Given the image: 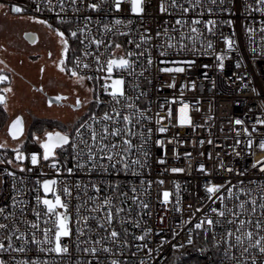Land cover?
Instances as JSON below:
<instances>
[{
  "label": "built area",
  "instance_id": "1",
  "mask_svg": "<svg viewBox=\"0 0 264 264\" xmlns=\"http://www.w3.org/2000/svg\"><path fill=\"white\" fill-rule=\"evenodd\" d=\"M160 2L144 0L145 11L134 14L130 10V0H121L120 11L115 9V0H76L75 5L72 0H64L63 12L59 0H52L51 7L47 0H0L6 9L21 7L23 11L16 12L17 15L38 17L49 24H65L73 31L85 29L78 32V39L83 43H78L72 71H78L79 76L93 77L90 80L95 83L98 102L96 111L86 114L77 125L79 127L85 121L94 125L98 133L95 143L87 125L81 129V137L73 131L71 142L78 147L71 148L67 158L56 150L59 172L51 167L53 158L45 161L41 156L37 165L31 164V152L42 153L37 142H26L22 151L28 158L23 161H17L15 153L0 155V160L12 161L11 164L0 163V208L5 210L0 213V224L7 225L0 228V242L5 245L0 258L5 264H22L25 259L36 258L41 264L45 261L47 264H111L113 259L120 264H141V261L143 264H167L175 251L181 249L172 245H189L187 238L194 240L199 231L208 234L214 244L220 241L216 244L220 250L219 264H237V261L240 264H253V261L264 264V253L255 246V239L264 236V209L260 207L264 204V171L256 165L257 160L264 164V149L259 147L260 141L264 140V124L256 123L258 119H264V40L261 39L264 36V12L257 10L264 5L256 0H216L215 4L212 0H177L175 5L171 0H163L167 11L160 12ZM91 3L99 4L100 8L91 9L88 7ZM184 8H190V11L184 12ZM58 16L63 17V21ZM178 19L181 24L176 23ZM193 19L200 23L193 25ZM116 20L123 23L116 24ZM208 20L215 21V25H207ZM104 25H108V31ZM191 27H197L199 32L192 33ZM209 27H212L211 32L207 30ZM248 28H253L254 32L249 33ZM142 35L151 39L141 41ZM224 37L234 41L232 49L226 47ZM92 38L103 40L107 49L104 45L97 47L90 43ZM169 41L173 45L171 48L167 46ZM180 41L185 45L183 49L178 47ZM208 42L212 43V48H208ZM115 44L121 47L115 48ZM129 51L134 54L127 57L133 61L132 67L126 71L115 70L112 75L124 76L126 96L131 99L121 97L116 103L101 88L108 73L100 65L106 66L110 56H127ZM162 52L165 55H161ZM136 53L144 55L137 56ZM220 53L225 55L222 70L217 67V54ZM96 55H101L99 64ZM148 55L152 57L151 64L147 63ZM76 57L80 58L79 66ZM186 61H194V64L189 67L184 63ZM85 63L89 68L83 67ZM177 66L184 67L185 71H159L161 67ZM181 103L190 105V125L178 123ZM128 104L134 107L128 108ZM113 107L121 116L111 111ZM168 108L172 109L170 118ZM105 111L113 117L111 121L103 120ZM123 115L132 117V122L127 124L131 133L126 132ZM160 116L165 119L157 124ZM236 119L244 123L237 125ZM105 124L110 131L113 127L121 129V135H107L103 139L104 144H115V149L101 150ZM161 126L166 128L165 132L158 131ZM125 139L130 140L131 145H125ZM89 147L96 153L91 161L87 159ZM236 151L241 154L235 155ZM105 153H111L113 159L109 160ZM21 164L24 170H21ZM200 164L205 166L204 170L200 169ZM67 168L73 171L69 173ZM172 168L184 171L172 172ZM229 168L233 171L229 172ZM52 178L59 181L60 195L69 205L72 235L62 238L69 247L66 254L43 252L41 248L53 245H38L32 241L33 232L37 241L42 240L45 228L52 229L49 236L54 238L51 221L44 223V206L36 202L37 195H44L39 182ZM210 184L224 187L209 199L206 186ZM64 187L70 194L63 192ZM229 188L232 189L231 196L227 191ZM164 190L171 193L167 204L162 202ZM217 196L223 199H217ZM105 199L110 202L104 204ZM252 199L257 201L255 206L251 204ZM242 201L245 206L240 209ZM145 203L149 205L147 209L142 208ZM77 207L80 223L77 222ZM253 207L255 211H252ZM33 208L41 212L38 229L30 226V222L36 221ZM117 208L122 211L117 212ZM212 208L224 211L225 216L220 217L211 211ZM109 210L113 215L111 221L107 220ZM233 211L239 215L233 216ZM84 216L89 217L87 225L83 222ZM207 217L214 220V225L208 226L205 222L197 229L196 224ZM240 220L245 224L241 225ZM257 221L260 228L255 227ZM113 229L119 233L115 239L110 236ZM148 229L151 231L147 232ZM229 230L231 237L226 235ZM249 230L253 232L251 247L247 237L243 236ZM21 232L26 235L21 237ZM141 235L145 236L144 240L137 239ZM237 235L242 236V243L236 242ZM229 244L233 246L229 247ZM105 246L111 251L105 252ZM18 247H24L25 252L15 251ZM86 247H96L99 251L86 253L83 251ZM246 248L247 252L244 251ZM148 249L152 251L148 252Z\"/></svg>",
  "mask_w": 264,
  "mask_h": 264
},
{
  "label": "snow or ice",
  "instance_id": "2",
  "mask_svg": "<svg viewBox=\"0 0 264 264\" xmlns=\"http://www.w3.org/2000/svg\"><path fill=\"white\" fill-rule=\"evenodd\" d=\"M177 2V0H171V3L173 5H175ZM47 3L49 5V7H51V4H52V0H47ZM76 3V0H72V4L75 5ZM212 3L215 4L216 3V0H212ZM256 3L258 4H262L264 5V0H256ZM59 5H60V9L61 11L63 12L65 10V5H64V0H59ZM130 10L132 13L134 14H140V13H143L145 11V8H144V0H130ZM4 7L3 4H0V8ZM88 7H90L91 9L93 10H98L100 8V5L97 4V3H91L88 5ZM115 9L117 11H120L121 9V0H115ZM12 11L14 12H17V13H20L23 11V9L19 6H13ZM40 8L39 6H37V11H39ZM54 10V9H53ZM224 10V9H222ZM258 11H262L264 12V7H261L259 9H257ZM74 11H78V9H75L74 8ZM159 11L160 12H165L167 11V9L165 8V4L163 2V0H161L160 4H159ZM184 12H188L190 11V8H184L183 9ZM209 12L212 11L211 8L208 9ZM35 19V17H33ZM58 19H61V21H63V17H57ZM90 19V18H89ZM41 23H44V24H48L49 27H51L52 25L48 23L47 20H41L40 21ZM123 23L122 20H116V24H121ZM176 23L177 24H181L182 21L181 20H176ZM200 21L199 20H196V19H193L192 20V24L193 25H196V24H199ZM207 25H210V26H214L215 25V21L213 20H208L205 22ZM225 23H230V21H225ZM104 29L105 31H108L109 28H108V25H104ZM85 29H81V28H77L76 30H67L70 32V36L72 38H77V42L82 44L83 41H80L78 39V32H81V31H84ZM209 32L212 31V27H209L207 29ZM190 31L192 33H198L199 32V29L197 27H191L190 28ZM264 31V30H262ZM248 32L249 33H253L254 32V29L253 28H248ZM57 33L58 35L62 38V44H63V51L65 53V55H67L68 51H69V41L67 38H65L66 36V33L65 31H60L59 29H57ZM27 35V34H26ZM156 35H160V33H156ZM87 38V37H86ZM141 41H147V40H150L151 37L150 36H144L142 35L140 37ZM224 43L226 44V47L228 49H232L233 46H234V41L229 38V37H224ZM262 40H264V36L261 37ZM90 43H94L97 47H100L101 45H104V41L103 40H99V39H90ZM129 43H131V41H129ZM105 48L107 49L108 45H104ZM167 46L169 48L173 47L172 43L169 41ZM121 45L120 44H115V48H120ZM137 48L140 47L139 44L136 45ZM178 47L180 49H183L185 47L184 43L182 41L178 42ZM213 45L211 42H208V48H212ZM253 52L256 51L255 48L252 49ZM262 53H264V48H262ZM85 55H88L87 52H85ZM134 54L129 51L127 52V56H110L107 61H106V66L105 65H100V67L103 68L104 71H106V73H108V75H106L104 77V82L102 83L101 85V88L104 92H108L110 97L116 102V103H119L120 101V98L121 97H124L126 99H131V97L129 96H126V92H125V78L123 75H120L119 73L115 76H113L112 74L114 73L115 70H128L129 68L132 67L133 65V61H131L130 59H128L127 57H132ZM135 55L139 56V55H144L143 53H136ZM161 55H165V53H161ZM100 59H101V55H96L95 57V60L96 62L99 64L100 62ZM217 60H218V64H217V67L219 69H223L224 68V60H225V55L223 53H220V54H217ZM64 61L62 60L61 61V64H63ZM147 63L148 64H151L152 63V57L151 55H148L147 57ZM185 64H187L189 67H191L193 64H194V61H186L184 62ZM76 64L77 66L80 65V58L79 57H76ZM83 67L85 69L89 68V64L85 63L83 64ZM205 67H207V65H205ZM237 67H239V64H237ZM65 69L63 67H61V71H64ZM159 71L161 72H165V73H171V72H178V73H182L185 71V68L182 67V66H177V67H161L159 69ZM72 76H79V73L78 71H76L75 69L72 71L71 73ZM79 79L80 80H84L85 77L83 76H79ZM87 79H93V77H87ZM5 81H8L9 84H10V80H9V77L6 76V75H0V83H3ZM134 87H138V85H134ZM193 87H195V84L193 83ZM12 91V88L11 87H5L3 89H0V104H5L6 106V102H7V97L4 95V93H9ZM56 100H61L63 99V97H60V96H57L55 98ZM174 102V101H173ZM49 104L52 103L51 100L48 101ZM102 103V101H101ZM167 103V101H166ZM81 104V101L79 100V98H77L76 102H75V106H79ZM164 105H161V107H163ZM128 108H133L134 105L133 104H128L127 105ZM111 111L113 113H115L116 116H121V113L119 111H117V109L115 107H113L111 109ZM189 111H190V105L188 103H181V106L180 108L178 109V123L180 125H190L192 124V117L189 115ZM168 117L170 118L171 115H172V109L171 108H168ZM140 117L143 118L144 117V112L141 111L140 112ZM123 120L126 122V125H125V129H126V132L127 133H131V129L127 127V124L131 123L132 122V117L131 115H123ZM113 119L112 116L109 115L108 111H105L104 114H103V120L104 121H111ZM165 119L164 116H160L159 119L157 120V124H159L160 120H163ZM244 122L240 119H236L235 120V124L237 125H241L243 124ZM256 123L258 124H264V119H258L256 121ZM88 126L90 129H91V133H90V136H91V140L93 141V143H95L96 139H97V136H98V133L96 132V129L94 127V125H89L87 121H85L84 123L80 124L79 127H76L74 129L77 137H81L82 136V133H81V129H83L85 126ZM24 127H25V123H24V119L22 116H17L14 120H12L11 122V125L8 129L9 133L11 134V136L14 138V139H17L19 137H21L24 133ZM149 132H151V129L149 128L148 129ZM158 131L159 132H165L166 131V128L161 126L158 128ZM245 132H248V129L245 128L244 129ZM102 133L104 134L102 136V139H101V150H104V149H107L108 147H111L113 149L116 148V145L115 144H112V145H108V144H104L103 143V139H106L107 135H112V136H119L121 135V129L119 127H113L111 129V131L109 130V127L107 124H105L103 127H102ZM143 134L141 133V136ZM249 135H251V133H249ZM43 139H41V137L39 136H36L34 133L32 134V138L38 143L39 145V148L42 149V153L40 151H32L31 154H30V160H31V164L32 165H37L39 162H40V159H41V156H42V159L45 160V161H48L50 158H53L52 159V164H51V167L54 168L56 170V172H59L60 169L57 168V164L59 163L58 160L55 159L56 157V150L57 149H62L64 146H69L71 147L72 149H76L78 147V145L74 142H71L72 141V136H71V132L70 131H62V130H44L43 131ZM209 143H211V141H208ZM123 143L125 145H131V141L130 140H127L125 139L123 141ZM157 143H163L162 141H157ZM238 143V141H237ZM248 144L251 145L252 144V141L249 140L248 141ZM6 147L5 144H0V148H4ZM259 147L261 149H264V140H261L260 143H259ZM125 151H127L128 149L125 148L124 149ZM235 151V150H234ZM14 152H15V159L17 161H23L25 159H27L28 157L25 155V153L23 151L20 150V148H16L14 149ZM108 157L109 160L113 159V155L111 153H105ZM241 153L236 151L235 152V155L239 156ZM96 153L92 150L91 147H89L87 149V159L89 161L93 160V158L95 157ZM117 155H119L117 153ZM264 159V158H262ZM161 163H163L164 161L161 160L160 161ZM0 163H8V164H11L12 161L11 160H0ZM134 163H139V161H134ZM256 165H260L261 167V170L264 171V164H261V160H257L256 161ZM256 165H253V167H256ZM81 167H83V165H80ZM125 168L128 167L127 164L124 165ZM21 167V170H24L23 168V165L21 164L20 165ZM93 167H95V165H93ZM200 169L201 170H204L205 166L203 164H200ZM221 167H223V165H221ZM229 172H232L233 169L229 168L227 169ZM67 172L71 173L73 171L72 168H67L66 169ZM172 172H182L184 171V169L182 168H172L171 169ZM10 175H15L14 173H9ZM39 182V181H38ZM41 183V187L43 189V193L44 195H37L36 196V202L37 204H42L44 206V217H46V219L44 220V223L47 224L49 221H51L53 227H54V233H53V237L54 238H51L50 239V236H49V233L52 232V229L50 228H45L43 230V239L42 240H39L37 241L35 239V232H33L32 234V241L38 245H42V244H52L53 247H43L41 248L40 250L43 251V252H49V253H57V254H66L69 252V247L67 244L63 243L62 242V238H67V237H70L72 235V228H71V217H70V214L68 212V208H69V205L62 199L61 195H60V190L58 188V183L59 181L55 178H52V179H44L42 182H39ZM160 183H163L162 181ZM224 186L221 185V184H210V185H207L206 186V192L209 194L208 198L210 199L212 195H215L216 193H218L220 191L221 188H223ZM177 188V195L179 193V185L176 186ZM99 190V189H97ZM228 191V194L231 196L232 195V189L229 188L227 189ZM240 191H243V189L241 188ZM63 192L64 193H68L70 194V190L67 188V187H64L63 188ZM51 193L52 194V198H48L47 194ZM170 196H171V193L170 191L168 190H164L163 193H162V202L167 204L169 202V199H170ZM217 199H223L222 196H217ZM110 201L108 199H105L104 201V204H108ZM13 203H16L15 201H13ZM257 203V201L255 199H252L251 200V204L253 206H255ZM245 206V202H241L239 207L240 209H243ZM149 207L148 204H142V208L144 209H147ZM260 207L262 209H264V204H261ZM59 209H63V211H60ZM5 210L3 208H0V213H3ZM33 214L35 215L36 217V221L34 222H30V226L32 229H38L39 227V221H40V218H41V212L38 211L37 209L33 208ZM77 211V216H78V220L77 222L80 223V219H79V207H77L76 209ZM92 211H95V209H93ZM117 212L119 211H122V209H119L117 208L116 209ZM212 212L214 213H218V215L220 217H224L225 216V212L222 211V210H218L217 208H212L211 209ZM252 211H255V207L252 208ZM9 215H11V213H9ZM232 215L233 216H237L239 215V213L233 211L232 212ZM113 219V215H112V212L111 210L108 211V214H107V220L108 221H111ZM88 220H89V217L88 216H84L83 217V222L85 225H87L88 223ZM206 222V224L208 226H213L214 225V220L211 218V217H207L205 221H201L200 223H197L196 224V228L197 229H200L204 226V223ZM239 223L241 225H244L245 224V221L244 220H240ZM7 225L5 224H0V228H6ZM255 227L256 228H260L261 227V224L259 221L256 222L255 224ZM79 231V229H78ZM147 232H150L151 229H148L146 230ZM82 234V233H81ZM26 234L21 232L20 233V236L21 237H24ZM226 235L228 237H231L232 236V232L231 230H229ZM110 236L115 239L119 236V233L113 229L111 232H110ZM243 236L247 237L248 241H249V246L251 247V241L253 239V232L251 230L247 231V232H244L243 233ZM6 239H10V237H6ZM137 239H140V240H144L145 239V236L144 235H141L139 237H137ZM223 239V237H222ZM235 240L236 242L239 244V243H242V236L241 235H237L235 237ZM95 243H99V241H96ZM161 243H163V241H161ZM187 243L189 245H192L194 243L193 239L191 237H188L187 238ZM217 245L220 243V241H216L215 242ZM233 245L229 244V247H232ZM255 246L258 247L259 249V252L260 253H264V236H260L259 238L255 239ZM9 248H11V244L8 245ZM173 248H176V247H179L181 249L184 248V245L183 244H180V245H176V244H173L172 245ZM5 249V245L0 242V251H3ZM105 252H110L111 249H109L107 246L104 247L103 249ZM15 251L17 252H25V248L24 247H18L15 249ZM84 252L86 253H92V254H95L97 253L99 250L96 248V247H91V248H84L83 249ZM152 249H148V252H151ZM198 251H200L201 253H204L207 251L206 248H200L198 249ZM245 252L248 251V249H244ZM225 252L227 253V248L225 249ZM0 264H5V261L3 258H0ZM17 264H21V262H17ZM22 264H41V261L39 260V258H36L35 260H31L29 261L28 259H25L22 261ZM44 264H47V262L45 261ZM111 264H120V262L116 259H113L111 261ZM141 264H143V261H141ZM237 264H240L239 261H237ZM253 264H255V261H253Z\"/></svg>",
  "mask_w": 264,
  "mask_h": 264
},
{
  "label": "rangeland",
  "instance_id": "3",
  "mask_svg": "<svg viewBox=\"0 0 264 264\" xmlns=\"http://www.w3.org/2000/svg\"><path fill=\"white\" fill-rule=\"evenodd\" d=\"M31 20V21H29ZM44 20L33 16H20L10 8H0V54L7 57L6 64L20 68L26 64L27 69L36 72L34 83L45 86V91L48 95H56V92H61L65 97L61 103L48 104L43 92L32 87V83H27L24 79L17 77L15 74L12 82V91L7 93L8 100L3 104L4 109L8 114L7 122L0 127V144H5L6 147L0 148V155L13 154L14 149L20 148L22 151L25 148L27 141L36 142L32 135L29 137V127L35 119H47L53 122L44 130H62L70 131L73 135L74 129L82 119V114L94 113L98 107L97 94L95 92V83L93 80H80L79 76H72L73 59L70 65L67 64V55L62 49L60 52L59 61H49L46 59L48 52L54 55L56 53V45L58 40L62 39L57 30L53 32L46 29L48 24L41 23ZM49 27V26H48ZM30 29H35L39 32L38 41L30 43L24 37V33ZM36 52V53H35ZM35 53L33 60L31 54ZM25 56L27 61L20 64V58ZM64 61L61 64V61ZM20 64V66L18 65ZM44 65L43 77L40 75V68ZM68 67V72L66 66ZM61 67L65 70L61 71ZM24 71V70H23ZM52 91V92H50ZM55 91V93H54ZM46 93V94H47ZM67 96V97H66ZM77 98L82 102L79 106H75ZM8 104V105H7ZM17 115H22L25 123V132L19 139H12L7 131L9 122ZM43 130V131H44ZM42 132L34 131L33 133L39 137L43 136ZM71 147L64 146L58 152L63 158H67L70 154ZM52 198V194L48 195Z\"/></svg>",
  "mask_w": 264,
  "mask_h": 264
},
{
  "label": "trees",
  "instance_id": "4",
  "mask_svg": "<svg viewBox=\"0 0 264 264\" xmlns=\"http://www.w3.org/2000/svg\"><path fill=\"white\" fill-rule=\"evenodd\" d=\"M54 30L59 29L60 31H65V38L69 41V51L67 53V64L71 66L70 61L74 59L78 51V42L76 38L70 36V32L67 25L65 24H51ZM66 66L67 72L68 67ZM8 114L3 107V104H0V127L6 124ZM52 120L47 119H35L32 121L29 127V137L33 134L34 131L42 132ZM59 153V152H58ZM194 243L192 245H187L183 249L175 251L173 257L167 264H219L220 250L216 244L210 239L208 234L205 232H196L194 236ZM206 248L207 251L201 253L198 251L200 248Z\"/></svg>",
  "mask_w": 264,
  "mask_h": 264
},
{
  "label": "crops",
  "instance_id": "5",
  "mask_svg": "<svg viewBox=\"0 0 264 264\" xmlns=\"http://www.w3.org/2000/svg\"><path fill=\"white\" fill-rule=\"evenodd\" d=\"M29 21H31V20H29ZM29 30V29H28ZM36 53V52H35ZM35 53H32L31 54V58L30 57H28L29 58V60H33V57L34 58H36L35 57ZM2 54H0V75H6V76H8L9 77V80H10V84H9V82L8 81H5V82H3V83H0V89H3V88H5V87H11L12 88V82H13V77H14V75L16 74L17 75V77H19V78H22V79H24L27 83H32V87L34 88V89H38V91H40V92H42L40 89H39V87L37 86V84L36 83H34V80H35V78H36V72L35 71H33L32 69L29 71L28 69H27V67L28 66H26V64L23 66V64H22V62L23 61H27L28 62V60H25L26 59V57L23 55L21 58H20V64L23 66V68H20V71L18 70L19 68L18 67H16V66H12V65H8L7 66V64H6V60L8 59L7 57H2L1 56ZM20 64L18 63V65L20 66ZM21 67V66H20ZM24 70V71H23ZM43 73H44V71H43ZM41 74V68H40V73H39V75ZM38 78H41V75L38 77ZM42 85V84H41ZM50 92H52V91H50ZM54 93H55V91H54ZM57 93V92H56ZM55 93V94H56ZM7 93H4V95L7 97V95H6ZM7 100H8V97H7ZM8 105V104H7Z\"/></svg>",
  "mask_w": 264,
  "mask_h": 264
},
{
  "label": "flooded vegetation",
  "instance_id": "6",
  "mask_svg": "<svg viewBox=\"0 0 264 264\" xmlns=\"http://www.w3.org/2000/svg\"><path fill=\"white\" fill-rule=\"evenodd\" d=\"M46 29H48L49 31H51V32H53V28L52 27H48V26H46ZM29 31H33V32H36L37 33V35L39 34V32L37 31V30H35V29H30ZM58 44L56 45V47H57V49H56V53L54 54V55H52V53H50V52H48L47 53V55H46V59L47 60H49V61H53V60H55L54 62H55V64H56V62L57 61H59V56H60V49H62V39H59L58 40V42H57ZM57 51H59L58 53H57ZM44 65H42V67H41V77H43V71H44ZM39 87V89L44 93V95H45V98H46V100H47V96H48V93L45 91V86L44 85H39L38 86ZM47 93V94H46ZM56 96H60V97H62L63 95H62V93L61 92H57L56 93ZM67 97V96H66ZM64 96H63V99H61L62 101L61 102H63V100H64ZM80 99V98H79ZM61 102H59V103H61ZM57 103V102H56ZM81 104H82V102H81ZM85 116V113H83L82 114V117H84ZM24 134V133H23ZM38 136V135H37ZM44 137L42 136L41 137V139H43Z\"/></svg>",
  "mask_w": 264,
  "mask_h": 264
},
{
  "label": "water",
  "instance_id": "7",
  "mask_svg": "<svg viewBox=\"0 0 264 264\" xmlns=\"http://www.w3.org/2000/svg\"><path fill=\"white\" fill-rule=\"evenodd\" d=\"M27 34V35H26ZM24 37H25V39L27 40V41H29L30 43H36L37 41H38V35H37V33L36 32H33V31H27V32H25L24 33ZM57 96L56 95H48L47 96V102L49 101V100H51L52 101V103H54V102H57V103H59V102H61L62 100H56L55 98H56ZM63 97V96H62ZM51 103V104H52ZM49 104V103H48ZM50 105V104H49ZM17 116H22V115H17ZM16 116V117H17ZM16 117H14L12 120H14ZM12 120L9 122V124H8V127H7V131H8V129H9V127H10V125H11V122H12ZM24 132H25V127H24ZM8 134H9V136L12 138V139H14L12 136H11V134L9 133V131H8ZM20 138V137H19ZM19 138H17V139H19ZM16 140V139H15Z\"/></svg>",
  "mask_w": 264,
  "mask_h": 264
}]
</instances>
